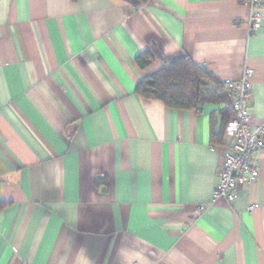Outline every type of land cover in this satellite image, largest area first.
Wrapping results in <instances>:
<instances>
[{"label": "crops", "instance_id": "obj_1", "mask_svg": "<svg viewBox=\"0 0 264 264\" xmlns=\"http://www.w3.org/2000/svg\"><path fill=\"white\" fill-rule=\"evenodd\" d=\"M259 9L250 34L235 0H0V264H264V145L213 200L226 104L135 92L184 57L218 83L248 66L264 127Z\"/></svg>", "mask_w": 264, "mask_h": 264}, {"label": "built area", "instance_id": "obj_2", "mask_svg": "<svg viewBox=\"0 0 264 264\" xmlns=\"http://www.w3.org/2000/svg\"><path fill=\"white\" fill-rule=\"evenodd\" d=\"M250 7L248 30L250 34L261 32L262 13L260 0H235ZM253 69L245 67L238 79L226 78L221 83L232 115L225 133L230 140L225 145L223 162L218 170V178L214 185L212 198H225L232 201L238 182L251 183L259 175L257 155L263 147L262 135L264 127L252 129L248 122L252 118L249 107L252 97ZM252 209V206H249Z\"/></svg>", "mask_w": 264, "mask_h": 264}, {"label": "trees", "instance_id": "obj_3", "mask_svg": "<svg viewBox=\"0 0 264 264\" xmlns=\"http://www.w3.org/2000/svg\"><path fill=\"white\" fill-rule=\"evenodd\" d=\"M134 61L140 68H145L151 61V55L144 51ZM135 92L143 98L160 100L169 108L199 111L205 104H226L219 136L232 115L222 84L211 79L186 57L140 79Z\"/></svg>", "mask_w": 264, "mask_h": 264}]
</instances>
